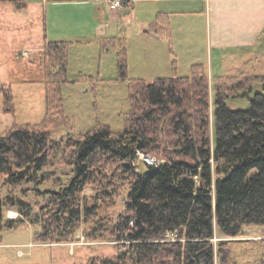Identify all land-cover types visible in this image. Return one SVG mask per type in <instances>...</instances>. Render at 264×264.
I'll use <instances>...</instances> for the list:
<instances>
[{
	"label": "trees",
	"instance_id": "1",
	"mask_svg": "<svg viewBox=\"0 0 264 264\" xmlns=\"http://www.w3.org/2000/svg\"><path fill=\"white\" fill-rule=\"evenodd\" d=\"M0 1L12 2L17 11L28 6V0ZM71 43L47 38L42 47L43 120L0 134V175L6 185L47 179L42 171L59 145L52 131L59 127V114L67 120L61 85L68 80ZM119 56L125 75V51ZM235 76L218 77L213 102L203 62L194 63L189 74L134 80L123 131L100 124L71 137L72 177L59 189L38 187V193L48 194L41 207L45 219L8 192L0 198V231L27 217L43 223L36 240L67 242L79 240L82 225L92 222L84 238L124 246L117 262L106 260L112 264H217L218 258L220 264H237L227 242L216 244L214 237L217 230L237 236L249 225L264 226V74ZM258 77L262 90L250 97ZM5 95L12 110L13 96L9 90ZM231 97H248L250 105L233 107L227 102ZM138 150L157 152L165 160L138 170ZM90 185L96 188L91 204L85 193ZM123 193L120 211L99 215L101 199L117 203ZM6 204L16 205L21 217L5 218Z\"/></svg>",
	"mask_w": 264,
	"mask_h": 264
},
{
	"label": "rangeland",
	"instance_id": "2",
	"mask_svg": "<svg viewBox=\"0 0 264 264\" xmlns=\"http://www.w3.org/2000/svg\"><path fill=\"white\" fill-rule=\"evenodd\" d=\"M35 6L17 11L12 2L0 1V134H5L16 124L40 123L45 117L46 84L40 60L47 38L72 41L68 54V80L61 85L62 107L67 120L63 121L61 114L56 117L60 124L52 131V136L59 145L54 148L49 164L42 171L47 179L41 184L24 182L11 186L3 183L5 175L1 174L0 198L4 199L8 192L22 197L32 205V213L39 212L45 219L47 214L41 207L48 194L38 193L37 190L38 187L41 190L59 189L72 177L71 137H80L83 132L100 124L109 125L114 132L123 131L131 110L134 80L189 74L194 63L203 62L208 67V57L201 32L193 36L198 41L192 39L189 44L186 40H177L175 48L166 32L153 34L151 20L155 17L151 12L126 10L122 21H115L111 34L106 36L108 39L102 41L96 36L72 35V27L58 23L55 18V29L49 26L52 32L62 33L57 36L48 34L44 8L42 5ZM62 12L65 17L62 19L65 20L76 19L78 14L70 8ZM50 20L53 21L52 11ZM164 23L161 24L164 26ZM259 46L264 51V41ZM121 50L126 55L125 75L119 66ZM213 63L212 71L208 68L212 102L219 76L236 75L237 80L242 71L264 74V54L241 58L229 54L221 59L213 57ZM253 82L250 97L262 90V77ZM8 90L13 96L12 110L6 108L5 93ZM227 102L233 107L247 108L250 98L231 97ZM150 154L165 158L157 152ZM136 165L140 169L146 168L138 159ZM95 191L93 185L85 190L89 204L96 201ZM123 197L124 193L117 203L101 199L99 215H105L110 210L113 214L120 211ZM21 215L16 205L4 206L5 218ZM25 219L13 229L3 228L0 231V264H112L106 260L117 262L120 251L124 249L119 241H90L93 238H84L83 233L88 231L92 222L82 225L77 234L79 240L76 241L36 240L34 234L43 228V223ZM222 240L227 242L225 246L230 249L231 257L237 264H262L264 261V226L249 225L237 236H226L217 230L214 242L218 244ZM217 264H220L219 258Z\"/></svg>",
	"mask_w": 264,
	"mask_h": 264
},
{
	"label": "crops",
	"instance_id": "3",
	"mask_svg": "<svg viewBox=\"0 0 264 264\" xmlns=\"http://www.w3.org/2000/svg\"><path fill=\"white\" fill-rule=\"evenodd\" d=\"M129 1L124 8L112 10L105 0H28L25 9L31 5L43 6L48 34L57 36L62 33L52 32L50 28L52 25V29H55V18L58 23L72 27V35L101 39L111 34L112 25L116 24L115 21H122L126 10L151 12L155 18L151 20L150 30L153 34L166 32L173 48L177 40H186L190 44L192 39L198 41L193 36L200 32V35H204L202 41L204 48L207 46L209 71L214 67L213 57L221 59L231 54L232 57L241 58L264 54L259 46L264 41V0ZM68 8L78 12L76 19H62L65 18L62 11ZM50 11L53 14L52 22Z\"/></svg>",
	"mask_w": 264,
	"mask_h": 264
},
{
	"label": "built area",
	"instance_id": "4",
	"mask_svg": "<svg viewBox=\"0 0 264 264\" xmlns=\"http://www.w3.org/2000/svg\"><path fill=\"white\" fill-rule=\"evenodd\" d=\"M111 9H122L125 6H127L130 1L129 0H105ZM159 158V157H157ZM154 155L150 153H146L142 150L137 151V159L142 161V163L147 166H158L161 162H163L165 159L159 158L157 159ZM137 169L140 170L139 166L137 165Z\"/></svg>",
	"mask_w": 264,
	"mask_h": 264
},
{
	"label": "water",
	"instance_id": "5",
	"mask_svg": "<svg viewBox=\"0 0 264 264\" xmlns=\"http://www.w3.org/2000/svg\"><path fill=\"white\" fill-rule=\"evenodd\" d=\"M146 31H150L149 29H146Z\"/></svg>",
	"mask_w": 264,
	"mask_h": 264
}]
</instances>
